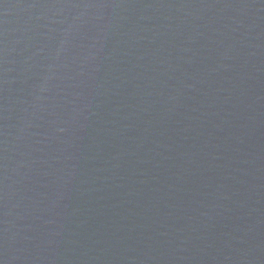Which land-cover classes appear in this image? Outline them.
Listing matches in <instances>:
<instances>
[{
	"label": "water",
	"instance_id": "1",
	"mask_svg": "<svg viewBox=\"0 0 264 264\" xmlns=\"http://www.w3.org/2000/svg\"><path fill=\"white\" fill-rule=\"evenodd\" d=\"M0 264H264V0H0Z\"/></svg>",
	"mask_w": 264,
	"mask_h": 264
}]
</instances>
